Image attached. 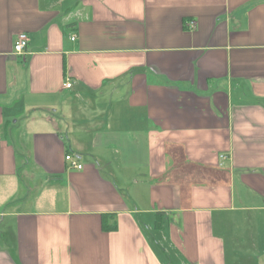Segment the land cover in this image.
Wrapping results in <instances>:
<instances>
[{"label": "crops", "instance_id": "0c3cea01", "mask_svg": "<svg viewBox=\"0 0 264 264\" xmlns=\"http://www.w3.org/2000/svg\"><path fill=\"white\" fill-rule=\"evenodd\" d=\"M0 264H264V0H0Z\"/></svg>", "mask_w": 264, "mask_h": 264}, {"label": "built area", "instance_id": "2783aa9c", "mask_svg": "<svg viewBox=\"0 0 264 264\" xmlns=\"http://www.w3.org/2000/svg\"><path fill=\"white\" fill-rule=\"evenodd\" d=\"M189 26L191 28H193L194 27V23L193 22H189ZM27 42H28V38H27L26 34H23V33L18 34L16 36V42H15L14 48H13L14 52L16 54H18V55H22L23 52H24V49H25V47L27 45ZM71 86H72V84L70 83V81L66 80V82L64 84V87L66 89H70ZM221 158L224 159V157H221ZM64 160L66 162H68L69 167L71 169H74V170H81L82 169V165H80L74 157H72L70 155H66Z\"/></svg>", "mask_w": 264, "mask_h": 264}, {"label": "trees", "instance_id": "16d2710c", "mask_svg": "<svg viewBox=\"0 0 264 264\" xmlns=\"http://www.w3.org/2000/svg\"><path fill=\"white\" fill-rule=\"evenodd\" d=\"M105 218V217H104ZM102 229L104 230V231H114L115 229H116V226L114 225L112 228L110 227V225H108L107 223H106V221H104V223L102 222Z\"/></svg>", "mask_w": 264, "mask_h": 264}]
</instances>
